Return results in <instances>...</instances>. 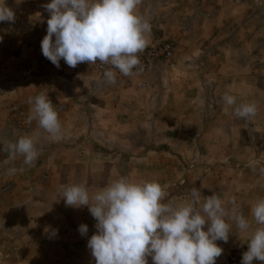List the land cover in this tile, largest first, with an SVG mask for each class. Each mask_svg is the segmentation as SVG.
Segmentation results:
<instances>
[{
    "label": "crops",
    "instance_id": "1",
    "mask_svg": "<svg viewBox=\"0 0 264 264\" xmlns=\"http://www.w3.org/2000/svg\"><path fill=\"white\" fill-rule=\"evenodd\" d=\"M25 1L32 0H5L6 5L15 12L16 19L15 23L0 22V49L13 44L18 53L25 50L33 55L31 59L34 60L32 63L36 74L27 75L31 62L21 55L15 57L14 62L26 72L16 85L10 78L12 66L9 61L12 57L2 60L0 75L6 92L0 97L5 96L6 99L8 91L13 92L16 88V91H20L19 86H24L27 92L22 99L27 95V89H32L37 95H48L55 110L65 101L66 109L61 115L58 114V118L62 125V139L68 140L53 142L46 133L47 138L59 143V148H62V143L82 147L83 150L75 157L95 163L88 169L92 171L90 174L114 180L125 177L135 183L155 180L165 187L163 202L173 205L191 199L193 188L200 190L204 197L219 195L228 207L232 206L229 202L235 198L239 211L252 222V229L257 227L251 216V207L264 199V174L259 171L264 167V155L258 147L256 149L254 146L253 149L250 131L253 130V135L254 129L264 134V101H259L254 117L239 118L234 113L235 107L241 103H255L251 101L255 92L264 99V73L261 75L260 69L257 76L251 75V55L246 51L248 41L234 46L237 49L232 51V42L224 46H204L198 50L201 53L198 58L188 62L184 57L183 62H177L176 72H179L176 76H173L175 69L166 74L165 65L156 64L144 76L121 77L122 80H118L120 83L117 81L118 86L114 85L117 89L97 90L94 86L90 90L86 86L89 74L81 70L86 68L75 67L81 70L82 75L71 68L73 72L65 78L40 53L44 34H32L33 42H25L27 36L20 32V28L47 30L50 13L44 5L51 0H35L36 4L33 1L28 6ZM3 2L0 0V3ZM26 7L40 15L38 21L27 22L23 13ZM12 28L15 29L13 35L10 34ZM13 36L15 40H12ZM192 64L198 70V83H194L189 76L193 75V72H189ZM48 70L49 74L46 73ZM160 70L165 73H160ZM74 73L77 76L74 77ZM252 80H256L258 85L253 84ZM79 81H84L83 88L77 87ZM142 82L145 83L144 88L139 86ZM63 87L64 94L60 92ZM226 93L236 97L237 105H226L222 99ZM26 127L31 129L30 126ZM58 156H53L52 160L58 159ZM250 161H259L255 170L249 166ZM105 186V183L98 184V190ZM85 219L90 225L96 224L92 216ZM252 229L240 232L233 225L229 241H217L224 251L216 264H241V261L230 263L228 255L233 250H248L246 242ZM82 247L85 263L96 264L88 246ZM0 252L1 257L6 253L3 250ZM67 257H70L68 253ZM147 260L148 264H153L151 256ZM1 262L8 264L3 258ZM16 264L26 263L18 260ZM253 264L264 262L254 260Z\"/></svg>",
    "mask_w": 264,
    "mask_h": 264
},
{
    "label": "clouds",
    "instance_id": "2",
    "mask_svg": "<svg viewBox=\"0 0 264 264\" xmlns=\"http://www.w3.org/2000/svg\"><path fill=\"white\" fill-rule=\"evenodd\" d=\"M142 0H51L44 5L50 13L47 34L42 39L41 51L57 68L60 60L72 68L80 63L110 67L104 71V81L115 84L116 71L124 76L134 75L139 68V54L147 47L151 24L137 8ZM15 12L0 3V22L15 23ZM101 83L97 81V85ZM228 106L237 105L236 97L225 94ZM34 105L27 123L35 120L52 141L63 138L58 112L48 95L29 98ZM239 118L254 117L255 103H241L234 109ZM10 156L19 154L23 163L31 166L38 158L34 137L23 136L8 145ZM259 161H250L255 170ZM10 169L8 174H15ZM264 174V167L259 169ZM66 206H87L96 220V234L88 240V248L96 264H216L223 248L217 241L227 243L233 225L240 232H249L252 222L239 211L235 198L229 203L217 194L202 196L200 190H191V199L178 205L164 203L165 187L159 182H131L125 177L113 180L107 186L89 193L85 184L66 186L63 190ZM251 216L257 227L247 240L248 250L242 254L241 264L264 262V199L251 207ZM207 230H205V225ZM78 231L87 235L88 226ZM58 234L53 230L51 235Z\"/></svg>",
    "mask_w": 264,
    "mask_h": 264
},
{
    "label": "rangeland",
    "instance_id": "3",
    "mask_svg": "<svg viewBox=\"0 0 264 264\" xmlns=\"http://www.w3.org/2000/svg\"><path fill=\"white\" fill-rule=\"evenodd\" d=\"M33 1L35 2L32 0L25 3L28 6ZM138 7L139 14L151 24V32L146 36L147 46L165 41L173 44L175 66L173 68L165 66L166 74L172 73L173 71L170 70L175 69L173 76L178 75L177 62H183L184 57L188 62L198 58L201 55L198 50L204 46H224L227 42H232L230 48L232 51L237 49L234 46L238 47L247 41L249 45L246 51L251 55V75L257 76L260 69L261 75L264 73V0H142ZM23 13L27 22L35 23L40 16L30 11L28 7ZM20 30L24 36H27L25 42H33L31 38L37 33L47 34L45 28H20ZM14 31L15 29H10V34L13 35ZM12 40H15L14 36ZM8 46L1 47L0 62L12 57L9 61L12 66L10 78L12 83L17 85L26 72L14 62L15 57L21 55L24 60L31 62L28 65L30 69L27 75L36 74V68L33 67L34 60L31 59L33 55L25 50L18 53L13 44ZM60 67L58 72L62 77L65 75V78L69 77L74 69L63 59L60 60ZM86 69L81 70L89 74V82H86L88 89L92 90L94 86L97 90L118 88L114 86L118 84L117 82L115 84L103 82L104 75L96 73L93 69ZM74 70H77L76 74H83L77 68ZM162 71L160 70V73H165L164 70ZM197 71L196 65L192 64L189 72H193V75L189 76L194 83H198ZM46 73L49 74L50 71ZM73 75L77 76L75 73ZM116 80L122 79L116 76ZM97 81L103 83L97 85ZM251 82L258 85L256 80ZM2 84L3 77L0 75V94L6 92ZM83 84L84 81L76 83L79 88H83ZM16 90L8 91L6 99L5 96L0 97V250L6 251L3 257L0 256V264L2 258L8 264H16L18 260L25 261L26 264H69L70 262L86 264L82 246L88 245L90 237L96 234V224L87 223L85 218L92 216L87 206L78 208L66 206L63 190L66 186L83 183L91 195L100 188L98 184L108 185L115 178L90 174L92 171L88 169L95 163L76 159L83 150L82 147L62 143L60 146L62 148H59V143L50 141L46 132L38 127L35 120L31 124L27 123L31 110L28 109L34 104V101L33 104L28 103L29 98H34L37 94L34 90L27 89L28 93L22 99V95L27 92L24 86H19L20 91ZM60 92L64 94V87ZM251 99L257 107L259 101H264L262 96L259 98L257 92L252 94ZM61 104L56 110L59 115L65 111L67 103L64 101ZM26 126H30L31 129H25ZM77 131L80 133V130ZM250 132L253 149L254 146L256 149L258 147L264 155V134L256 129L254 135L253 130ZM23 136L34 137L39 153L31 166L23 163V156L19 154L10 156L8 152V145L17 142ZM39 136L42 138H38ZM67 140L62 139L63 142ZM66 145L69 147L67 148ZM57 154L58 159L52 160ZM13 168L16 169L15 174H8ZM82 224L88 226V233L84 236L78 231ZM53 230H58V234L51 235ZM244 250L245 248H241L233 251ZM233 251L229 253L228 259ZM67 253L70 257H67Z\"/></svg>",
    "mask_w": 264,
    "mask_h": 264
},
{
    "label": "built area",
    "instance_id": "4",
    "mask_svg": "<svg viewBox=\"0 0 264 264\" xmlns=\"http://www.w3.org/2000/svg\"><path fill=\"white\" fill-rule=\"evenodd\" d=\"M141 64L139 66L142 70L134 69V75L132 76H144L146 75L156 64H164L169 68L175 66L173 59V44L171 42H160L153 46L146 47L145 50L139 54ZM79 66L93 69L96 73L104 75V71L109 68V65H102L99 61L96 64L90 65L89 63H80ZM116 71V76L121 78L124 75ZM118 83H120L118 81ZM141 88L145 87V83L142 82L139 85ZM246 250V249H245ZM244 250V251H245ZM244 251H233L229 256V261L234 263L242 259ZM247 251V250H246Z\"/></svg>",
    "mask_w": 264,
    "mask_h": 264
}]
</instances>
